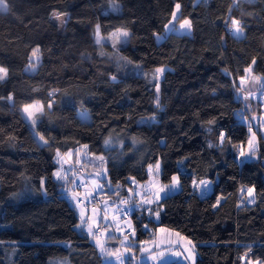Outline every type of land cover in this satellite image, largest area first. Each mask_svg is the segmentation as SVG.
I'll use <instances>...</instances> for the list:
<instances>
[{"label": "trees", "instance_id": "1", "mask_svg": "<svg viewBox=\"0 0 264 264\" xmlns=\"http://www.w3.org/2000/svg\"><path fill=\"white\" fill-rule=\"evenodd\" d=\"M4 1L0 264H103L87 233L77 230L78 213L54 179L57 153L81 146L104 157L110 183L123 192L130 178L146 183L157 164L163 184L179 175L181 191L160 202L159 222L132 215L138 243L153 242L165 228L195 244L196 264H264L261 131H255L257 160L240 162L236 153L246 146L250 128L237 117L244 114L250 122L237 94L239 79L253 65L264 78V0L236 6L237 0ZM112 2L120 4V13L110 10ZM177 3L179 22L189 19L192 33H172L158 44L156 35L172 22ZM54 12L68 15L62 30L51 21ZM231 18L241 22L243 38L231 34ZM97 28L103 36L128 30V42L118 52L98 45ZM102 47L114 57L102 56ZM37 48L40 64L28 73ZM158 68H167L160 93L149 78ZM36 101L42 112L34 130L42 144L22 115ZM147 117L150 125L140 123ZM202 181L208 184L199 196L193 183ZM249 188L256 195L252 205L244 200Z\"/></svg>", "mask_w": 264, "mask_h": 264}, {"label": "rangeland", "instance_id": "2", "mask_svg": "<svg viewBox=\"0 0 264 264\" xmlns=\"http://www.w3.org/2000/svg\"><path fill=\"white\" fill-rule=\"evenodd\" d=\"M201 0H196V3ZM3 3L6 5L5 1ZM110 10L114 13H120V4L112 2ZM0 10V12H6ZM105 13H108L107 11ZM55 14V15H54ZM176 20L166 27L163 34L156 35V42L162 43L168 35L175 33L178 35H191L192 28H181L179 17L181 14V7L179 10L175 9ZM59 16L60 19L56 17ZM68 20L67 14H60L54 12L51 15V21L57 25L61 30L64 28ZM190 21L189 19H186ZM63 21V22H62ZM127 33V35H124ZM231 34L233 32L231 30ZM130 32L128 30L119 29L113 31L109 35L103 36L99 30L96 29V43L98 45H109L115 52L124 46L129 39ZM237 39L244 37L243 35ZM102 56L114 57V53L109 51L106 47L101 49ZM41 58L39 52L36 56L30 58V64L26 71L28 73L36 72ZM162 73H157L156 69L150 72L149 78L154 83V88L157 93H160V81L164 77L167 68H162ZM6 76L4 77L5 80ZM264 78L254 74V65L246 70L243 78L239 79L237 94L242 101L243 107L247 111L250 118L248 122L246 115H238L241 122L250 124L249 137L246 146H241L237 149V159L240 162L257 160V150L259 146V135L256 130H260L264 136ZM258 103H261L258 106ZM27 109V111H25ZM42 112V104L39 101L26 106L22 109V115L26 122L31 127L34 137L42 144L43 138L34 130L36 124V115ZM80 117L84 119L86 116L80 112ZM140 123L151 124V118H143ZM70 159L63 153L58 152L55 162L58 166L54 173V179L62 184V196L66 198L69 203L76 209L79 217V225L77 230L85 231L90 238V242L96 245L100 255L103 258V264H170L177 262L180 264H196L198 257L196 246L187 238L181 236L179 233L165 228H159L157 231L156 246L150 244L151 242L138 243L136 240V232L132 215L139 212L145 214L151 220L160 221L162 208L160 202L168 197L175 195L181 191V183L179 175V183L173 187V180L170 184H163L160 179V164L159 168L153 166L149 168V180L146 183H140L133 178L129 179L130 186L114 187L108 178L107 168L104 164V157L102 155H94L88 152L87 146H81L75 152H71ZM77 167H82L84 174L76 175ZM183 168V163L180 164ZM59 173L60 178H57ZM73 180V183H70ZM26 182H23V187ZM193 188L199 196H204L206 189L202 183H193ZM25 192V187L22 193ZM101 193L102 206L91 207L90 194ZM36 195V194H35ZM114 195V197L112 196ZM34 197V196H33ZM24 198V197H23ZM35 198V197H34ZM89 198V199H88ZM245 203L252 205L256 202L255 191L248 194L246 190ZM254 201V202H250ZM126 202V203H125ZM81 203V205L79 204ZM123 214L128 217L124 218ZM102 218L106 223L101 224ZM101 224V225H100ZM104 228L102 235H96L97 229ZM91 229V231H89ZM145 229H150L145 227ZM112 237L111 240L108 238ZM49 264H70L68 259H52ZM247 264H260L259 262H249Z\"/></svg>", "mask_w": 264, "mask_h": 264}, {"label": "snow or ice", "instance_id": "3", "mask_svg": "<svg viewBox=\"0 0 264 264\" xmlns=\"http://www.w3.org/2000/svg\"><path fill=\"white\" fill-rule=\"evenodd\" d=\"M176 9L179 10L180 8V5L177 3L175 5ZM0 10H6V5L3 3V0H0ZM55 15V14H54ZM57 19H60L59 16L56 17ZM173 20H176V14L175 12L173 13ZM63 22V21H62ZM230 30H232L233 32V35L237 36V37H240L243 35V26L241 24V22L235 18H231L230 19ZM180 27L181 28H185V27H188L190 28V21L188 20H183V22L180 24ZM124 35H127V33H124ZM39 52V48L35 49L32 53L33 57L36 56V53ZM253 63H255V61H253ZM156 72L157 73H162L163 72V69L162 68H158L156 69ZM7 74V70L4 69V68H0V80L4 79V77L6 76ZM262 95H264V93H262ZM25 111H27V109H25ZM221 139H223V137H221ZM106 143H108V141H106ZM157 168H159V165L157 164L156 166ZM57 175V178H60V175L59 173L56 174ZM172 180H173V187H175L178 183H179V180H178V177H172ZM202 184L205 185V187L207 186L208 182L207 181H202L201 182ZM254 191V189H247V192L249 195H251V193ZM250 202H254V201H250ZM126 203V202H125ZM217 203H219V200L217 201ZM89 231H91V229H89ZM193 264H194V261H193Z\"/></svg>", "mask_w": 264, "mask_h": 264}, {"label": "built area", "instance_id": "4", "mask_svg": "<svg viewBox=\"0 0 264 264\" xmlns=\"http://www.w3.org/2000/svg\"><path fill=\"white\" fill-rule=\"evenodd\" d=\"M77 171H78L79 175H83V174H84V170H83L82 167H78V168H77ZM80 204H81V203H80ZM89 204H90L91 207H93V208H95V207H101V206H102V198H101V196H100L99 194H94V195L92 196V198L90 199V203H89ZM123 215H124V218H127V217H128L127 214H123ZM104 230H106V229H104L103 227L100 228V229H97L96 235H97L98 237H100V236L102 235V232H103Z\"/></svg>", "mask_w": 264, "mask_h": 264}, {"label": "crops", "instance_id": "5", "mask_svg": "<svg viewBox=\"0 0 264 264\" xmlns=\"http://www.w3.org/2000/svg\"><path fill=\"white\" fill-rule=\"evenodd\" d=\"M70 153H71V152H69V153H67V154H64V155L67 156L68 159H70V157L72 156V155H70ZM104 164H105V159H104ZM94 194H96V193H94ZM94 194H92V195L90 194V197H89V198H92V196H93ZM89 198H88V199H89ZM89 200H90V199H89ZM78 204H79V203H78ZM79 205H81V204H79ZM100 223H101V224L106 223V221L104 220V218H102V222H100ZM101 224H100V225H101ZM157 236H158V235H157V233H156V237H155V239H154L153 242H151L150 244L156 246V244H157V241H156V240H157ZM108 239L111 240L112 237H110V238H108ZM111 241H113V240H111Z\"/></svg>", "mask_w": 264, "mask_h": 264}, {"label": "water", "instance_id": "6", "mask_svg": "<svg viewBox=\"0 0 264 264\" xmlns=\"http://www.w3.org/2000/svg\"><path fill=\"white\" fill-rule=\"evenodd\" d=\"M239 0H237L236 2H235V6L237 5V2H238Z\"/></svg>", "mask_w": 264, "mask_h": 264}]
</instances>
